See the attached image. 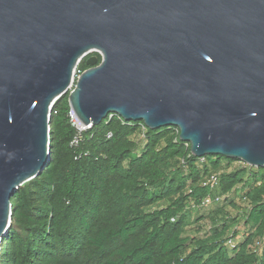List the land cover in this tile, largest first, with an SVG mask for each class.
<instances>
[{
  "label": "water",
  "instance_id": "obj_1",
  "mask_svg": "<svg viewBox=\"0 0 264 264\" xmlns=\"http://www.w3.org/2000/svg\"><path fill=\"white\" fill-rule=\"evenodd\" d=\"M64 98L83 126L176 128L194 158L264 169V0H0V251Z\"/></svg>",
  "mask_w": 264,
  "mask_h": 264
},
{
  "label": "trees",
  "instance_id": "obj_2",
  "mask_svg": "<svg viewBox=\"0 0 264 264\" xmlns=\"http://www.w3.org/2000/svg\"><path fill=\"white\" fill-rule=\"evenodd\" d=\"M53 110L49 164L11 200L0 264H264V169L117 117L74 146L67 98Z\"/></svg>",
  "mask_w": 264,
  "mask_h": 264
},
{
  "label": "built area",
  "instance_id": "obj_3",
  "mask_svg": "<svg viewBox=\"0 0 264 264\" xmlns=\"http://www.w3.org/2000/svg\"><path fill=\"white\" fill-rule=\"evenodd\" d=\"M76 70H77V68H76ZM76 70H75V76H74L73 82H72V84H71V86H70L69 92H71V91L73 90L77 78H78V77L80 76V74L83 72V71L81 72V71H79V70H77V71H76ZM52 113L55 114L56 112L53 110ZM67 116H68V119H69L70 126H71V127L75 130V132H76L75 137H74V139H73L71 145L76 146V145L78 144L79 140L81 139V134L84 133V132H86V131H88V130H90V129L92 128V126H91V125L83 126V125L78 121V119L76 118L75 114L73 113V111H72L70 108H69V111H68V115H67ZM113 117H117V118H119L120 120H122L120 117H118L117 115H114V114H110V115H108V117H107L106 119H107V120H111ZM106 119H105V120H106ZM105 120H104V121H105ZM122 121H123V120H122ZM124 122H125V121H124ZM143 127L146 128L145 126H143ZM178 133H179V132H178ZM110 137H111V135H110V134H107V138H110ZM200 159H201V158H200ZM237 162H239V161H237ZM239 163L242 164V165H245V164L242 163V162H239ZM245 166H247V165H245ZM216 201H219V200L217 199Z\"/></svg>",
  "mask_w": 264,
  "mask_h": 264
},
{
  "label": "rangeland",
  "instance_id": "obj_4",
  "mask_svg": "<svg viewBox=\"0 0 264 264\" xmlns=\"http://www.w3.org/2000/svg\"><path fill=\"white\" fill-rule=\"evenodd\" d=\"M85 60H86V59H85ZM76 71H77V70H76ZM165 205H166L165 202H160L159 204L154 205V206H152L151 208H147V210H148V209H150V210L160 209V208H162V207L165 206Z\"/></svg>",
  "mask_w": 264,
  "mask_h": 264
},
{
  "label": "flooded vegetation",
  "instance_id": "obj_5",
  "mask_svg": "<svg viewBox=\"0 0 264 264\" xmlns=\"http://www.w3.org/2000/svg\"><path fill=\"white\" fill-rule=\"evenodd\" d=\"M91 56H96L97 57V55H94V54H92Z\"/></svg>",
  "mask_w": 264,
  "mask_h": 264
}]
</instances>
